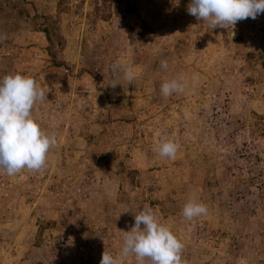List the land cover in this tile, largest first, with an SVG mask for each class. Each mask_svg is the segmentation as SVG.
<instances>
[{"label":"rangeland","instance_id":"obj_1","mask_svg":"<svg viewBox=\"0 0 264 264\" xmlns=\"http://www.w3.org/2000/svg\"><path fill=\"white\" fill-rule=\"evenodd\" d=\"M189 3L0 0V78L44 86L32 115L58 139L43 171L0 175V264H99L144 205L186 264H264V13L211 29ZM180 74L186 90L163 97ZM189 200L207 215L186 220Z\"/></svg>","mask_w":264,"mask_h":264},{"label":"clouds","instance_id":"obj_2","mask_svg":"<svg viewBox=\"0 0 264 264\" xmlns=\"http://www.w3.org/2000/svg\"><path fill=\"white\" fill-rule=\"evenodd\" d=\"M179 0H177V3ZM188 14L197 20L207 21L211 29L231 30L247 18L256 19L264 13V0H190ZM235 33L231 31L230 36ZM6 36L0 35V41ZM160 68L168 69V61H160ZM113 73L121 72L131 82L135 73L131 64L119 61L110 66ZM196 77L193 76L192 79ZM120 85L113 82L111 87ZM187 80L183 74L165 80L161 84V95L165 98L173 93H183ZM43 85H38L30 76L19 73L0 78V175L12 177L23 169L40 172L46 168L47 157L58 146L56 133L46 134L34 120L32 112L36 103L47 100ZM180 145L173 140L158 144L155 151L161 158L174 160ZM207 206L196 200H189L183 206L181 215L191 221L207 215ZM132 213L125 207L121 214ZM123 233V246L117 255L104 250L99 264H123L127 257L134 255L137 264H186L182 259L184 244L169 227L159 223L149 205L137 209L134 224Z\"/></svg>","mask_w":264,"mask_h":264},{"label":"water","instance_id":"obj_3","mask_svg":"<svg viewBox=\"0 0 264 264\" xmlns=\"http://www.w3.org/2000/svg\"><path fill=\"white\" fill-rule=\"evenodd\" d=\"M232 32H234L235 33V31H232ZM232 37V36H231ZM233 38V37H232ZM236 37H234L233 39H235Z\"/></svg>","mask_w":264,"mask_h":264},{"label":"trees","instance_id":"obj_4","mask_svg":"<svg viewBox=\"0 0 264 264\" xmlns=\"http://www.w3.org/2000/svg\"><path fill=\"white\" fill-rule=\"evenodd\" d=\"M45 33V32H44Z\"/></svg>","mask_w":264,"mask_h":264}]
</instances>
